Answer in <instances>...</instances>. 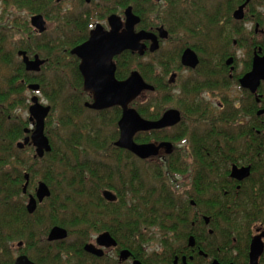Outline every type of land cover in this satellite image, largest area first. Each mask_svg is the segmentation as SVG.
<instances>
[{"label": "trees", "instance_id": "16d2710c", "mask_svg": "<svg viewBox=\"0 0 264 264\" xmlns=\"http://www.w3.org/2000/svg\"><path fill=\"white\" fill-rule=\"evenodd\" d=\"M17 2L19 5L24 4L30 13L45 14L47 20L52 23L57 17L46 9L48 0H17ZM108 2L111 3L113 0ZM119 2L125 7L132 6L133 12L141 17L140 27L144 29L154 28L158 23L168 26V19L175 11H169L167 8L161 11L149 0H119ZM181 7L182 9L178 6V9H175L179 12L183 11L187 19L203 18L208 12L203 7L199 9L200 5L192 1L187 9L182 5ZM121 11L122 9L114 8L82 9L79 14H67L64 18L56 20L59 21L60 26L64 23L62 31L54 29L53 33L58 39L50 43L45 42L38 47L39 51L42 50L50 57L46 69L50 70L54 79H46L44 74L39 80L44 97L52 105L46 124L52 149L42 159H31L33 166L27 169L31 177L35 176L36 180L40 176L51 189L50 198L37 208V212L46 211L48 214L44 222L35 223L36 228L39 226L41 228L42 224L43 228L51 225L62 226L70 233L78 235V243L84 241L82 237L91 228L106 229L116 236L122 245L140 249L157 236L158 247L169 251L174 245H178L181 239H185L189 233L195 231L193 228L187 231L184 226H190L191 218L181 213L195 209L210 218L209 226L213 229V235L209 236V240L212 242L217 240L222 247H229L234 237L236 239L234 246L241 255L238 262L247 264L250 225L259 220L264 221V198L263 195L261 196V192L264 193L263 182L254 186L257 188V194L253 195L248 191L247 179L244 181L246 185H241L237 191L232 190L229 198H219V195L213 196V193L214 191L217 193L222 185L232 181L228 175L231 163L237 165L251 163L255 167L254 170L260 171L264 176L263 136H260L252 146L248 134L250 137L255 134L248 129V126H240L236 117L229 120L228 116L221 113L225 112V108L214 112L210 104L206 106L196 97L188 101V96L192 93L183 86L178 98L173 99L167 91V86H163L162 79L154 74L155 67L149 65V62L139 63L138 58L131 65L133 56L125 52L119 56L118 76H127V71L133 67L138 69L146 82L154 87V91H145L140 98L131 103L140 115L147 119H157L169 104L183 112V119L174 128L176 132L170 135L164 130L139 132L135 135L134 139L138 143L168 140L174 144L178 142L187 144L186 152L183 148L180 149L177 157L170 156L163 162L165 166L153 164L148 167L147 160H138L132 153L113 144L118 138L119 108L90 112L83 107L87 94L80 88V79L77 80L79 84H75L76 89L67 87V82L70 80L68 78L71 76L70 64L76 66L75 62H70L73 61V57L69 55L68 50L86 37L85 30L88 28L83 30V26L85 28L87 21L91 19H99ZM159 11L161 16L158 23V17L154 19L148 17L150 13ZM18 23L16 24L21 25ZM16 24L12 23V28L8 31L17 33ZM21 26L25 33H31L27 24L23 23ZM169 29L173 30V27ZM220 38L218 42L214 41V47L208 45L206 49L221 51V47L229 45L230 36ZM170 40H177L178 45L182 47L186 44L196 47L192 41L177 38L174 34ZM53 46L58 53L57 56L53 55ZM175 50L159 52L157 64L163 74L178 66L179 54ZM195 50L200 55V65H206L207 60L210 61L209 66L219 65L220 55L208 56L205 53V56L198 47ZM6 60L10 62L9 58ZM56 60L60 62L59 66H55ZM2 63H5V59ZM2 63L0 66L5 67ZM12 68L13 70L8 73L0 71V83L11 82L12 88L9 90L15 95L20 93L17 91L20 89L15 87L14 81L26 77V74L19 64H13ZM76 73L77 71L75 76L80 78ZM215 74L218 73L202 72V75L210 77ZM53 82L57 83L56 87L51 86ZM212 83L210 79H206L203 81V87L208 88L213 85ZM193 88L197 90L199 86L194 85ZM8 101L2 89L0 91V110L3 114V117H0V242L5 243L14 239H23L34 227V224L28 221L30 215L21 205V200H13L10 197V195H20L22 192V168L25 159L19 158L20 150L15 147V141L23 135L22 126L19 125L21 122H11L6 118L8 111L15 104L20 103V100L14 98L10 100V104L7 103ZM58 110L60 115L62 114L61 118L54 116ZM90 113L96 115L91 121L86 118ZM97 117L100 118L99 121ZM52 122H55L54 127ZM103 128L109 134L102 138L100 130ZM92 153L93 158L102 153L100 155L103 161L91 162L89 158ZM134 160L147 164L146 168L136 171V165L132 163ZM188 172H192L190 181L192 187L196 186V190L201 189L199 194H193L191 192L193 188L185 189L186 183H177V177ZM104 189L113 191L116 199L105 200L101 194ZM202 193L204 198H201ZM190 199L196 203L195 208L190 206ZM216 236H219V239L215 238ZM208 247L211 248L210 245ZM209 254L213 255L211 249ZM163 255L165 256V254H157V260L163 259ZM260 264H264V253L260 258Z\"/></svg>", "mask_w": 264, "mask_h": 264}, {"label": "flooded vegetation", "instance_id": "af4514ba", "mask_svg": "<svg viewBox=\"0 0 264 264\" xmlns=\"http://www.w3.org/2000/svg\"><path fill=\"white\" fill-rule=\"evenodd\" d=\"M149 1L155 4V7L157 9L167 8L169 11L175 10L174 12H172L173 14L171 15L170 19H168V26H165L162 23H158L159 22L158 21L157 22L158 25H156L154 28H150V29L141 28L140 27L141 17L138 15L140 17V21L135 26L134 30L136 32L140 30H146L153 32L154 34L157 35L158 34L157 28L163 26V28L167 32V38L164 39L158 38L159 47L153 52L149 51L148 49L150 45V41L144 40L147 49L145 50L143 55H139L137 52H131L130 50H126L118 55H115L112 58V61L115 65L114 78L117 81H120L126 79L132 71H137L140 73L138 69L132 67V69H129V71H127L128 72L127 76L125 77L118 76L117 74L118 64L120 65L119 56L125 52L133 56V59L130 61L132 62L131 65L133 64V62L135 63V59L138 58L139 60L138 59L137 60L139 63H141L142 61L149 62V65H152L153 67L161 68L157 64L158 63L157 59L160 54L159 52L162 48L163 42L169 40L172 34H174L175 37L177 38H182L185 39L186 41H192L194 43V46L198 47L200 51L204 52V55L205 53L208 54V56H217V54L220 55L219 65L209 66L210 63L209 60L206 61V65H200V61H201L200 55L195 50L196 47L194 48L193 45L191 44L190 45L186 44L183 47L181 45H178L173 49L175 50L177 48L175 52L179 54L178 66L175 67L174 69L171 68V71H169L166 74L165 73L160 75L156 73L155 74L160 79H162L163 86L166 85L167 88H169L172 85H175L176 82L178 81L180 83L179 86L180 92H181V87L183 86L186 90L192 93L189 96L187 95L189 97L188 101L191 100L192 97L198 98L199 101L206 100L202 95V91L216 90V92L219 94L218 99L215 100L216 102L214 103L210 101L208 102V104L210 103L214 104V105L210 104L212 106V111L216 112L220 109L225 108L226 109L225 112H221V113H224V115L228 116L229 120H231L232 117H236L238 118L237 120L240 123V126L243 127L248 126V129H250V131H252L253 134H255V136L253 137H250V134H248V137L250 139V144L253 146L256 143V141L260 138V136L264 137V79H261L259 81V84L255 92L250 91V89L248 88L242 87L239 80L246 73L251 71L253 58L255 56H259V57L264 56V0H225V4H224L225 8L223 11H221L220 9L221 7L220 2H215V0H149ZM178 1H180V3H177ZM191 1L192 3L196 2L198 5H200L199 9L203 7L208 11L205 17L199 19L192 17L193 19H189V18L187 19L183 11L179 12L178 10L175 9L177 8V6L178 8L182 9L181 5L183 7H186L187 9ZM0 3H1L0 22L7 23V26L3 28L6 29L7 33L8 32L10 33V38L6 39L5 44L3 43L2 39H0V63H2V60L5 59V63L2 64H4L6 68H8L11 71L13 70L12 68L13 64H19V67L22 69L24 74H26L25 75L26 77L17 78V80L14 81L15 87L20 89L17 90L18 92H20L19 94L13 95L14 93L12 92V90H9L12 88L11 82L0 83V91L2 89L4 90L5 97L7 98V100H9L8 102H10V98L12 99L18 98L20 100V105H23L24 101L27 100V97L25 95L26 90H31L33 94L37 92L43 94L39 80H41V76L46 74V72L50 71L46 69V67L50 63V59H49L50 57L46 56L42 50L39 51L38 47L44 44L45 43L44 41L50 43L51 41L58 39V37L55 34L51 40L49 39L50 36H48V39L46 38L47 40L44 38V35H46L47 33L49 34V29L51 28V26H53L54 27L53 29L57 31L59 30L62 31V29H64V23L62 24V26H60L59 21L56 20L60 18H64L67 14L69 15L79 14L82 9L105 10L109 8H114V9H122L120 13L116 12L111 14H116L120 16L123 24L125 22L123 11L127 7V6L126 7L123 6V3L119 2V0H113V2L111 3H109L108 0H48V6L46 7V9L53 10V13L57 15L55 21L53 22V24H51L52 22L47 20L46 15L43 13H30V12H26L23 14L20 13V12H24L23 9H20V11L17 9L23 6L26 8V6L24 4L19 5L17 0H0ZM240 6H243L242 16L241 18H235L234 12ZM15 7H17V9ZM28 14H29V18H27ZM36 14L42 15L45 21V29L42 32L36 30V28L31 24V17ZM109 15L110 14L105 15L104 17H99V19L96 18L94 20L91 19L87 21V26L85 28L83 26V30L88 28L85 30L86 37L75 46L83 43L88 39L90 31L95 28L96 24H100L103 30H110V26L108 22ZM99 21H103V22L100 23ZM12 23L15 24L18 23L21 25L23 23L27 24V26L31 30V33L28 32L25 33L23 27L17 24H16L17 33L13 31H8L10 28H12L11 26ZM247 24H249L251 28L248 27ZM170 27H173V30H170L169 29ZM224 36H230V42L228 46L226 45L221 47L222 48L221 51H211L206 49L208 48V45L214 47L213 45L214 41L218 42V40L221 39L220 37H224ZM36 37L37 38L41 37L42 39L40 40L37 39V41H35ZM243 43H245L247 46L242 47ZM73 47H71L68 50V53L71 57H73L72 59L73 61L70 62L71 63L75 62L76 66L69 63L71 68V71H69V75L71 76L68 78V80L69 79L70 80L67 82L68 83L67 87L76 89L77 86H75V84H79L77 83V80L80 79V88L84 93L87 94V98L83 102V107L88 109L90 112H101L113 108H119L120 109L119 118H120L121 108L119 106H112L104 109H94L85 105V103H92L93 96L89 92L84 91V79L79 70L80 59L76 55L70 53V50ZM54 48L55 47L53 46V55L57 56L58 53L55 51ZM187 48L193 50L198 58V64L194 68L184 66L181 64V55L184 52V50ZM239 49H245V58L242 59L243 60L242 71L236 72L237 62L239 60L236 56V51ZM20 52L21 53L24 52V54L23 53L21 54ZM35 56H38V58L43 59L44 60L43 64L40 65V68L37 71L27 70L24 62V57H26L30 61L33 60ZM6 58H9L10 62H8ZM6 62L8 63L6 64ZM59 64L60 62L56 60L55 66H59ZM73 66L74 68H76V71L79 74L80 78H77L75 76L76 71L75 72L73 71ZM183 71H187L189 72V74L183 75L182 74ZM210 71L213 73L217 72L218 74L213 75V77L202 75V72L206 74V72H210ZM163 78H166L165 81L163 80ZM170 79L171 80L173 79V81L170 82ZM206 79L208 80L210 79L213 82L212 83L213 85L209 86L208 88L203 87V81ZM63 80L64 79H62V81ZM34 84L38 85L37 90H33L29 88L30 85H34ZM55 84L57 83L53 82L51 86L56 87ZM194 85H198L199 88L197 90H194L193 88ZM232 85L238 87V89L241 91L242 94L239 98L235 99L228 94V89ZM204 93H206V91H204ZM33 94L31 95V97L29 98V102L27 103L28 117L24 122H21L19 124L20 126H22L23 135L18 140L15 141V147L17 149L24 150L27 153V156L25 158L26 160L22 168V177H23V182L21 184L22 192L20 195H10V197L13 200H21L20 201L21 205L24 206L27 214L30 215L29 217L30 219L28 221L33 223L34 227H32V230H30L29 233H26V236L23 239L18 240L16 243H9V242L5 243L3 241L0 242V264H15L17 259L21 256L25 257V259L22 261V264H133L134 261H139L141 264H185V263L212 264V262L215 260L218 262V264H239L238 260L241 255L240 252L237 250V247L234 246L236 239L234 237L232 238V242H231L232 245L229 247H222L221 243L219 244L217 240L216 241L214 240L217 237L219 239V236L213 238L214 240L213 242L210 241L209 236L213 235V229L209 226L210 218L209 216L195 209L194 211L187 210L181 212L182 214L185 213L186 215H188V217L190 216L191 218L190 226L187 225L184 227H186L188 232H189V228H193L195 231L189 234L187 233L188 234L187 237L185 239H181L180 243H178V245L176 246L174 245V247H172L171 250L169 251L166 250V248L160 247L161 251L159 253H156V251H150L149 253H147L148 248L145 246L146 244L143 246L142 249L127 247L126 245H122L117 239V237L112 235L110 231L106 229L96 230L91 228V230L93 231L92 233L94 234L87 237L85 236L86 237L85 240L82 241L80 244L78 243L79 247H73V245L66 242L67 238L72 233H70V231H68L66 228L62 226L59 227H62L67 230V236L61 239L48 240V233L50 229L58 225H51L48 228H43L42 227L43 224L41 223L42 224V225L40 224L41 228L40 226L36 228L35 223L45 221L46 215L48 213L47 212L42 213L40 211L37 212V208L39 205L45 204L46 200L50 198L51 189L45 183L44 180L42 179L35 180V176L33 175H32L33 177H31L30 172L27 170L28 167L33 166L32 165L33 161L31 159H42L46 155V153H49V152H45L41 157L36 156L35 155L36 148L31 143L30 137L34 130L35 125H34V119L32 120L30 119L29 108L32 105V98L34 96L38 98V95L36 94L33 95ZM141 95L138 98H140ZM138 98H136L134 101H136ZM38 102H40L44 106L47 105L50 106L49 113L45 117V126H44V134L48 137L46 124H47V119L52 111V105L50 103L43 104L39 98H38ZM131 103L130 106L136 109V107L133 106ZM169 108H176V107L168 106L162 111V113ZM176 109L179 110L181 115V119L177 124L170 127H166L162 129H154V130L156 131L164 130L166 134H168L166 132L167 130L170 129L175 130L174 128L183 119L182 110H180L179 108ZM1 114L2 113L0 110V117L2 118L3 115ZM6 118L8 120L10 119V121L12 120V116L9 114L6 116ZM119 118L117 119V122ZM150 120H154V119H150ZM13 121L16 122L17 117H13ZM142 132H148V131H142ZM118 136H119V130H118ZM26 137H29V140L26 143H24ZM20 139L21 141H19ZM162 141H168V140H152L149 142H155L156 144H158ZM149 142H141V143H149ZM168 142L172 143L171 141ZM18 143H21L22 146L19 147ZM49 143L51 145L50 139H49ZM51 149H52V145H51ZM183 149L186 152L187 145L186 148ZM178 151H180L179 147L174 143H172V151L170 153L168 154L165 153L164 149L161 148L158 155L149 157L147 159H153L158 157L162 160V162H164L170 156H172L173 158L177 157L179 155ZM137 158L140 160H147V159H141L139 157ZM233 165H236L238 167L241 166L249 167L248 175L242 180H238L236 178L231 177L230 173ZM254 168H255L254 165H252L251 163L241 164V165L231 163L228 175L229 178L232 179V181H234L235 183L230 181L227 184L222 185L218 189L217 193L216 191H214L213 196L219 195V198H223V199L229 198L230 195H232V190L237 191L238 189H240L241 185L245 183L244 181L246 179L249 182L247 183L248 191L251 192L252 195L257 194V188H255L254 186L259 184L260 182L261 183L263 182L264 184V180L263 178L259 180L255 179L254 175H256L257 171L254 170ZM191 173L188 172L183 174V176L186 177L185 179L187 181H182V182L186 183V185L184 184L186 187L185 189L188 188L192 190L191 188H193V191L191 192L193 194L196 193L199 194V191H201V189L196 190V186L192 187L191 185L190 182L192 179ZM26 175H27V179L25 177ZM39 182H44L47 185L50 191V195L45 197L40 202L37 201L35 210L30 213L27 211L26 206L29 202L30 196L35 197V192ZM233 187L235 188L233 189ZM201 196H202L201 198H204L203 193L201 194ZM261 196L262 198H264L263 192H261ZM189 204L193 208H195L196 206V203L194 202L193 199H190ZM206 217L208 218V222H206L205 220ZM37 218H39L40 221L36 220ZM103 232H108L110 234V236L115 240L114 245L107 246L104 243L98 242V236ZM260 234L263 235L262 241L264 244V221L261 224H259V226L255 225L254 230H251L250 232L248 250H247V264L249 262L250 242L254 236ZM74 244H77L76 241L74 242ZM86 244H91L93 246V251L85 250L84 247ZM208 245H210L211 248L209 247L207 248ZM210 249L212 250L213 253L212 256L209 254ZM122 251H126L127 253L121 254ZM98 252H100V254H98ZM263 253H264V248L261 256L259 257L258 264H260V258L262 257ZM157 254H165V256L163 255L164 256L163 259L157 260L156 258Z\"/></svg>", "mask_w": 264, "mask_h": 264}, {"label": "water", "instance_id": "95a60500", "mask_svg": "<svg viewBox=\"0 0 264 264\" xmlns=\"http://www.w3.org/2000/svg\"><path fill=\"white\" fill-rule=\"evenodd\" d=\"M242 8L243 6H240L234 12L235 18H241ZM123 15L125 22L122 24L120 16L110 14L108 16L110 30H103L100 24H96L95 28L90 31L88 39L70 50L71 54L76 55L80 59L79 70L84 79V91L89 92L93 96L92 103H85V105L94 109H104L112 106H119L121 108V116L117 122L119 136L114 141L115 147L125 149L141 159L158 155L161 148L168 154L172 151V143L168 141H162L158 144L155 142L137 143L134 136L138 132L162 129L177 124L181 119L179 110L169 108L158 119L154 120L142 117L134 107L130 106V103L143 92L153 91L154 87L148 84L137 71H132L126 79L117 81L114 78L115 65L112 61L115 55L126 50L143 55L147 49L144 40L150 41L148 49L153 52L159 47L158 38H167V32L163 26L157 28V35L146 30L136 32L134 28L140 21V17L133 12L131 6H127L124 9ZM31 24L39 32L45 29V21L40 14L31 17ZM22 53L24 54V52ZM24 62L27 70L37 71L44 60L35 56L33 60L29 61L24 57ZM181 64L194 68L198 64V58L195 52L189 48L185 49L181 55ZM261 79H264V56H255L251 71L246 73L239 82L242 87L255 92ZM172 81L173 79H170V82ZM29 88L37 90L38 85H30ZM49 110L50 106L42 105L38 102L36 96L32 98L29 116L31 120L34 119L35 127L30 139L36 148L35 155L38 157L43 156L45 152H50L51 150L49 139L44 134L45 117L48 115ZM28 140L29 137H26L24 143ZM18 146L20 147L22 144L18 143ZM248 173L249 167L233 165L230 176L242 180ZM25 177L27 179V175ZM49 195L50 191L47 185L44 182H39L35 197L30 196L26 206L27 211L30 213L33 212L37 201L40 202ZM102 196L107 201L116 199V195L108 189L103 190ZM205 220L208 222L207 217ZM66 236V229L54 226L48 233V240L61 239ZM262 236L260 234L252 238L249 246L248 264H258L259 257L264 248ZM98 242L104 243L107 246L115 244V240L108 232L101 233L98 236ZM84 248L85 250L93 251L91 244H86ZM126 253V251H122L121 254ZM24 259L25 257L23 256L19 257L15 264H22ZM133 264L141 263L134 261ZM212 264H218V262L215 260Z\"/></svg>", "mask_w": 264, "mask_h": 264}, {"label": "rangeland", "instance_id": "374dc122", "mask_svg": "<svg viewBox=\"0 0 264 264\" xmlns=\"http://www.w3.org/2000/svg\"><path fill=\"white\" fill-rule=\"evenodd\" d=\"M215 2H220V4H221V7H220V9H221V11H223L224 10V4H225V0H215ZM67 4H70V3H67ZM66 4V5H67ZM65 5V6H66ZM0 7H1V3H0ZM8 7V6H7ZM16 9H17V7H15ZM20 9H23V11L24 12H20V13H26V12H29L28 11V9L27 8H25L24 6L23 7H19V9H17V10H19L20 11ZM0 10H1V8H0ZM159 10H161V9H159ZM50 12H53V11H51V10H49ZM162 11V10H161ZM160 16H161V13H160V11L159 12H152V13H150V15L148 16V17H151V18H156V17H158V19H157V22L159 21V19H160ZM27 18H29V14L27 15ZM2 21V20H1ZM51 22V21H50ZM100 23H102L103 21H99ZM153 22V21H152ZM1 23V22H0ZM51 24H53V23H51ZM7 26V23L6 22H4V23H1L0 24V39H2V41H3V43L5 44V41H6V39H8V38H10V33L8 32H6V29H4L3 27H6ZM51 26V25H50ZM247 26L248 27H250V25L249 24H247ZM3 28V29H2ZM54 27L53 26H51V28L49 29V34L47 33L46 35H44V38L46 39H48V36H50L49 37V39L51 40L53 37H54V29H53ZM251 28V27H250ZM51 31V32H50ZM37 39L38 40H40V39H42L41 37H36V39H35V41H37ZM46 39V40H47ZM177 40H166L165 42H163V45H162V48H161V50H160V52L162 51V53H166V52H168L169 50H171V49H174L176 46H178V43L176 42ZM44 42H46V41H44ZM40 44H41V41H40ZM244 46H247L245 43H243V45H242V47H244ZM236 56H237V58L239 59L238 60V62H237V70H236V72H240V71H242V68H243V60L242 59H244L245 58V49H239V50H237L236 51ZM1 64V63H0ZM3 68V69H2ZM0 71H4L3 73H5V71H6V73H8V71L9 72H11L8 68H6V66L4 67V66H0ZM2 72H1V74H3ZM163 74V71H162V69L161 68H156L155 67V70H154V74ZM183 75H187V74H189V72H187V71H183V73H182ZM45 78L46 79H49V80H51V79H54V76L50 73V71H48V72H46V74H45ZM165 79L166 78H163V80L165 81ZM179 86H180V83L177 81L176 82V84L175 85H172V86H170L169 88H167V91H168V93H169V95H172V98L173 99H176V98H178V96H179ZM204 91H206V93H204ZM204 91H202V95L204 96V98L207 100H202V102L206 105V106H208V102L210 101V102H216L215 100H217L218 99V96H219V94L216 92V90H204ZM216 92V93H215ZM33 93H32V91L31 90H26L25 91V95H26V97H27V100H25L24 101V104L23 105H20V103H17V104H15L12 108H11V110L10 111H8V114L9 115H11L12 116V120H11V122L13 121V117H17V121L16 122H24L26 119H27V117H28V111H27V103L29 102V98L31 97V95H32ZM34 94H36V95H38V98L40 99V101L43 103V104H48L49 103V101H48V99L46 100V98L43 96V94H41V93H39V92H37V93H34ZM33 94V95H34ZM228 94L231 96V97H233V98H239L240 96H241V91L238 89V87H236V86H234V85H232L229 89H228ZM15 97V96H14ZM10 100L12 101V98H10ZM212 100V101H211ZM8 104H10V102H7ZM218 103H219V101H218ZM211 105H214V104H212V103H210ZM216 104V103H215ZM170 107L171 105L169 104V105H167L166 107ZM173 107V106H172ZM58 112H59V110H58ZM54 113V116H56V118L57 117H60V116H62V114L60 115V112L59 113ZM7 114V115H8ZM1 115H3V114H1ZM94 116H96L95 114H93V113H90V115L87 117L86 116V118H88L90 121L92 120L91 118H93ZM61 118V117H60ZM98 121L100 120V118H96ZM109 119V118H108ZM105 120H106V118H105ZM10 122V121H9ZM77 122L81 125V122L80 121H78L77 120ZM101 122V121H100ZM54 124H55V122H52V126L54 127ZM28 127H30V126H28ZM101 132H102V138H103V136H107L109 133L106 131V130H104V128L102 129V130H100ZM169 135L170 134H172L173 132H176L175 130H167L166 131ZM19 141H21V139L19 140ZM56 142H57V140H56ZM175 145H177L178 147H179V149H181V148H186V142H178L177 144H175ZM20 150V149H19ZM19 158L20 159H25L26 158V156H27V153H26V151H24V150H20L19 151ZM101 155H102V153H100ZM97 155V156H95V158H93V153L92 154H90V158H89V160L92 162V161H94L93 163H97V161H103L102 160V156L101 155ZM26 160V159H25ZM139 160V159H138ZM138 160H134L132 163H133V165H136L135 167L137 168L136 169V171L138 170V172H139V170H144L145 168H146V165L149 167V165L151 166V165H153V164H159V165H163V166H165V164H163V162H162V160L160 159V158H153V159H147V164H144V163H142V162H140V161H138ZM159 160V161H158ZM255 176V179L256 180H259V179H262L264 176H263V174L260 172V171H257V173H256V175H254ZM186 177L185 176H183V175H179L178 177H177V183H179V184H181L182 183V181H187L186 179H185ZM36 179H41V177L39 176V177H37ZM264 180V179H263ZM262 180V181H263ZM186 185V184H185ZM263 186H264V184H263ZM175 188V187H174ZM176 190H178V188L176 189ZM45 206V205H44ZM44 213H46V211H44ZM39 214H41V213H39ZM263 222V220H259V221H257V222H253L251 225H250V230H254V227H255V225L256 226H259V224H261ZM93 231L92 230H88L87 231V233L85 234V236L87 237V236H91V235H93L94 233H92ZM82 237V238H84V240H85V238L86 237ZM156 239H157V236L156 237H154L153 239H152V241L150 240L149 241V243L148 244H146L145 246L148 248V250H147V253H149L150 251H156V253H159L161 250H160V248L158 247V243H157V241H156ZM19 239H14V240H12V241H9V243H16L17 241H18ZM69 241V242H68ZM76 241V243L77 244H74V242ZM67 243H70L71 245H73V247H79V244H78V235L76 234H70L69 235V237L67 238V241H66Z\"/></svg>", "mask_w": 264, "mask_h": 264}]
</instances>
